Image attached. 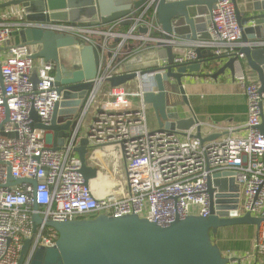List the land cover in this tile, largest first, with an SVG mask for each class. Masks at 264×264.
<instances>
[{
  "label": "built area",
  "instance_id": "1",
  "mask_svg": "<svg viewBox=\"0 0 264 264\" xmlns=\"http://www.w3.org/2000/svg\"><path fill=\"white\" fill-rule=\"evenodd\" d=\"M22 17L18 9L0 19V264H17L25 240L32 243L23 264H30L38 247L55 245L58 234L52 228L40 224L33 233V201L44 221L136 215L164 227L176 217H209L207 180L215 173L230 172L238 187V203L228 212L264 220V135L257 129L264 94L258 93V82L248 79L244 57L238 53L241 33L231 0H215L207 40L184 41L174 52L177 66L196 63V50L216 58H235L232 80L243 88L247 119L202 144L193 137L198 122L184 136L148 127L150 107L143 97L158 92L155 77L166 74L165 60H157L154 68L136 70L135 79L124 85L109 86L110 79L128 73L125 64L129 60L157 49L161 29L152 2L138 15L108 25L28 23ZM124 20L131 21L125 30ZM25 28L70 35L81 45L100 47L90 91L58 150H52L47 132L33 127L37 123L48 126L61 101L55 64L32 59L26 45L12 42V33ZM140 28L146 32H139ZM253 44L264 46V42ZM31 111L38 122L33 121ZM81 134L90 149L104 143L119 148L125 159V191L96 198L84 185L74 152L84 138ZM8 166L12 178L37 181L35 190L28 184L6 188ZM253 254L264 260V221L257 227Z\"/></svg>",
  "mask_w": 264,
  "mask_h": 264
},
{
  "label": "water",
  "instance_id": "2",
  "mask_svg": "<svg viewBox=\"0 0 264 264\" xmlns=\"http://www.w3.org/2000/svg\"><path fill=\"white\" fill-rule=\"evenodd\" d=\"M152 2L161 33L156 42V50L139 54L126 64L127 74L108 81L110 87H117L135 79V71L140 67L154 68L157 60L166 61V74L155 77L158 92L146 93L143 101L156 120L157 131L168 135L184 136L197 122L194 118H180L178 108L188 106L184 81L193 74H203L205 53L196 50L198 61L190 65L173 64L175 49H181L184 41L207 40L210 13L215 0H11L0 4V10L17 7L22 10V20L28 23L87 24L90 26L108 25L126 16H136L144 6ZM236 21L241 33V46L238 53L243 55L248 69L256 75L258 93L264 94V46L253 43L264 42V0H231ZM130 20H124L128 26ZM139 32H146L140 28ZM16 44L27 46L32 59H42L55 64V86L62 92L61 101L54 107L50 124L39 123L34 128L47 132L52 139V150H58L68 137L73 121L78 117L86 96L91 88V80L98 67L100 47L81 45L70 35L55 33L40 28H25L12 33ZM252 44V45H251ZM68 50L78 55L79 62L70 64V53L61 59V51ZM207 56H211L207 52ZM225 64L208 75L213 81L233 70L235 58L224 57ZM149 61L146 66H137ZM210 60L206 63V68ZM212 61V59H211ZM202 70L204 72H202ZM201 74V75H202ZM200 75V76H201ZM205 76V75H203ZM32 80L36 81V69ZM180 97V104L169 102ZM98 113L101 112L100 104ZM260 124L257 129L264 135V100L259 104ZM34 122L38 116L31 111ZM8 121V116L5 122ZM88 135L91 134L87 127ZM202 144L220 137L211 135L203 138L201 126L196 125L193 136ZM80 163L79 173L84 185L89 186L97 175L95 168L86 165L88 153L87 139L81 140L74 149ZM233 173H215L207 180L210 216L201 218L178 217L168 226H159L136 215L109 217L99 215L93 219L67 222L42 220L36 213L38 206L33 201V233L43 224L57 232L58 238L53 247H38L30 264H229L237 259L222 256L211 240L218 229L238 225H252L256 228L264 221L250 214L238 217L234 212L238 203V187L232 178ZM28 184L33 191L39 184L35 180L14 179L7 167L6 188ZM214 192L217 194L214 195ZM231 199V200H230ZM227 204H232L227 206ZM32 240H25L17 264H23Z\"/></svg>",
  "mask_w": 264,
  "mask_h": 264
},
{
  "label": "crops",
  "instance_id": "3",
  "mask_svg": "<svg viewBox=\"0 0 264 264\" xmlns=\"http://www.w3.org/2000/svg\"><path fill=\"white\" fill-rule=\"evenodd\" d=\"M8 1L11 0H0V4ZM18 9L17 7H11L0 10V19H5L6 14L18 11ZM12 42L16 43L15 37L12 38ZM176 52L177 50H175ZM204 53L205 58L202 60L203 64L201 66L203 70L207 71L202 70L204 72L201 73L202 75L193 74L191 81H184L188 106L182 105L178 110L180 118H194L201 126L202 137L207 138L211 135L222 136L224 134L223 129L226 127L243 125L247 119V105L243 88L232 80V72H227L225 76L219 77L217 81H213L208 77L209 74L221 68L226 59L217 60L214 56H207V52ZM67 55L68 50L61 51V59H65ZM210 58H212V61H209L206 68L204 62ZM149 63V61H142L134 66H146ZM243 65L248 79L257 83L256 75L248 69L245 62H243ZM144 68L140 67L139 69ZM169 102L180 104V97L170 99ZM148 114L154 121L153 125L148 123V127L151 130L156 129L157 124L151 109ZM85 160L87 166L97 170L95 178L101 176L110 180L104 190H101L96 183L91 187L89 184L92 194L96 198L111 193L120 194L123 190L125 191V182L120 179L124 176L125 159L115 144L104 143L92 149L88 148ZM256 232V226L252 225L224 227L212 234L211 240L223 257L237 259L236 262H230L229 264H264V260L256 258L253 254Z\"/></svg>",
  "mask_w": 264,
  "mask_h": 264
},
{
  "label": "rangeland",
  "instance_id": "4",
  "mask_svg": "<svg viewBox=\"0 0 264 264\" xmlns=\"http://www.w3.org/2000/svg\"><path fill=\"white\" fill-rule=\"evenodd\" d=\"M70 53V56H71V59L69 60V63L70 64H76V63H78L79 62V58H78V55L77 54H75V53H72V52H68V54ZM147 120H148V123H149V125H153V118L151 117V116H149V114H148V118H147ZM85 124L86 125H89V120H86V122H85ZM83 134H81V138L82 137H84V136H82ZM83 139H86L85 137L83 138ZM180 140L182 141L183 139L182 138H180ZM122 181H124V179H123V176H122V178H120ZM95 180V181H94ZM97 180V181H96ZM91 182H92V184H91ZM95 183H96V185L97 186H99V188L101 187L103 190L104 189H106V186L110 183V180L108 179V178H106V177H101V176H99V177H97V178H95V179H93V180H91L90 181V187L92 186V185H95Z\"/></svg>",
  "mask_w": 264,
  "mask_h": 264
},
{
  "label": "trees",
  "instance_id": "5",
  "mask_svg": "<svg viewBox=\"0 0 264 264\" xmlns=\"http://www.w3.org/2000/svg\"><path fill=\"white\" fill-rule=\"evenodd\" d=\"M126 27H127V26H124V30L126 29ZM211 59H212V58H210V59H208V60H211ZM208 60H207V61H208Z\"/></svg>",
  "mask_w": 264,
  "mask_h": 264
},
{
  "label": "bare ground",
  "instance_id": "6",
  "mask_svg": "<svg viewBox=\"0 0 264 264\" xmlns=\"http://www.w3.org/2000/svg\"><path fill=\"white\" fill-rule=\"evenodd\" d=\"M101 190H103L101 187H100Z\"/></svg>",
  "mask_w": 264,
  "mask_h": 264
}]
</instances>
